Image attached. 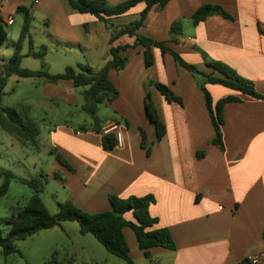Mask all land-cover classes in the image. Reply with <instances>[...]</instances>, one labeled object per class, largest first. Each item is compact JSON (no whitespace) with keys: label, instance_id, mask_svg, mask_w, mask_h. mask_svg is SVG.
<instances>
[{"label":"crops","instance_id":"0c3cea01","mask_svg":"<svg viewBox=\"0 0 264 264\" xmlns=\"http://www.w3.org/2000/svg\"><path fill=\"white\" fill-rule=\"evenodd\" d=\"M105 1L117 6L127 0ZM0 4L1 17L7 22L12 16L13 24L17 17L24 21L19 8H28L32 20L39 19L53 42L79 50L78 55L84 58L81 64L99 70L109 61L110 28L97 17L74 10L69 0H0ZM205 5L222 7L233 20L212 14L195 26L193 15ZM145 8L140 2L109 22L114 27L130 24ZM176 22L182 24L183 34L172 42L171 26ZM139 34L168 42L201 72L218 75L208 62L224 63L264 95V0H171L165 8L149 12ZM134 43L135 38L126 35L113 45ZM32 52L25 51L24 58L33 57L28 55ZM152 52L153 66H146L140 46L126 52L129 61L123 71L110 73L119 96L103 104L108 113L100 119L99 108L98 117L101 130L112 122L119 123L122 145L105 150L103 134L92 129L91 120L77 126L69 121L45 125L47 149L55 158L48 178L63 188L62 202L70 200L88 213L111 210V195L122 199L153 197L150 214L159 220L156 227L170 231L176 249L155 247L147 258L135 232L125 227L134 264H243L251 254H264V100L207 83L171 54L156 48ZM151 82L167 86L182 102L168 101ZM202 84L214 103L229 96L239 98L223 110V149L214 143L216 133ZM37 85L40 95L27 98L31 107L50 103L79 107L84 103L70 81L54 84L37 80ZM148 93L166 127L161 140L148 117ZM81 126L87 129L81 131ZM53 150L60 152L74 170L59 163ZM56 174L60 178H55ZM125 218L136 221L131 212ZM67 223L72 222L48 233L66 236L75 254L87 252L85 264H123L98 240L99 244L90 238L93 236L81 234L80 226Z\"/></svg>","mask_w":264,"mask_h":264},{"label":"trees","instance_id":"16d2710c","mask_svg":"<svg viewBox=\"0 0 264 264\" xmlns=\"http://www.w3.org/2000/svg\"><path fill=\"white\" fill-rule=\"evenodd\" d=\"M72 8L82 14H91L100 21L106 23L111 30V47L109 50V61L99 70L89 65L79 64L77 67H67L63 73L52 74L45 67L34 71L22 68L23 46L26 41L32 45L31 24L32 17L29 15V9L20 7L19 13L24 15V21L21 28L20 36L14 46V52L11 58L0 65V127L3 131L16 137L22 146L36 153L41 151L39 136L41 128L39 123L30 117L29 108L17 109L13 107H4L2 102L6 95L5 90L8 79L13 76L21 78H34L42 80L46 83L58 84L70 81L83 97L84 103L81 110L87 113L92 121V129L98 133H102L101 125L98 117L99 108L105 103H111L118 98L119 92L114 83L110 79L111 71L121 72L128 65L129 56L126 52L129 49L137 47L144 48L145 63L147 67L154 64L153 48L159 49L163 54H171L176 62L188 69L194 75H201L206 78V82L210 84H218L238 91L244 95L251 96L256 99L264 100V95L260 94L252 82L240 77L237 72L228 65L220 62H208L215 74H207L201 72L196 66L187 63L175 50H173L168 42L155 41L149 37L139 34L144 27L147 16L153 8L163 9L171 0H127L117 6H110L105 0H69ZM144 2L146 8L141 12L139 18L130 24L114 27L109 20L119 17L127 13L138 3ZM1 12V4H0ZM218 14L226 19L233 20L232 16L222 7L217 5H205L199 8L193 15V24L199 25L205 21L209 15ZM7 22L3 20L0 14V46L8 39V33L5 30ZM172 42L177 41L176 36L183 34V26L180 22H176L171 26ZM135 38L133 45H117L113 44L123 36ZM47 47L43 46L42 52H32L28 54L33 57H44ZM165 98L170 101L181 103V99L176 97L171 90L156 82H151ZM205 93L206 104L210 113L212 123L215 129L216 137L214 143L219 148H224L222 126L224 124V107L231 102L239 101L236 96H229L217 103H214L210 93L205 86L201 85ZM148 117L152 125L156 129L157 139L161 140L166 134V127L159 119L157 109L147 94ZM86 126H81L80 130H86ZM143 140L145 135L143 133ZM102 145L105 150H114L118 143L115 135L112 133L103 135ZM56 159L63 166L71 171L74 169L60 152L53 150ZM5 178V182L0 189V198L7 195L11 180H18L29 185L34 194L19 208L17 213L8 220L7 229L0 228V248L3 255L7 258L16 253H20L17 243L33 237L43 230L52 229L66 222H77L80 225V233L83 235L94 236L106 250L126 261L128 264H134L130 255V250L126 238L124 236V228L130 227L136 234L140 249L144 251L147 258H151L150 250L155 247H162L168 250H175L176 243L167 228L156 227L159 223L158 218L153 217L149 211V204L154 202L151 196L145 198L131 197L122 199L116 195L110 196L111 210L102 213H88L78 208L72 201L67 200L59 204V210L56 214H51L40 197L45 189L44 182L35 179L28 181L20 178L13 172H0V177ZM48 177V175H46ZM55 178H60L55 175ZM133 213L135 222L128 221L125 218L127 213ZM55 256L40 264H58ZM245 264V262H243Z\"/></svg>","mask_w":264,"mask_h":264},{"label":"rangeland","instance_id":"374dc122","mask_svg":"<svg viewBox=\"0 0 264 264\" xmlns=\"http://www.w3.org/2000/svg\"><path fill=\"white\" fill-rule=\"evenodd\" d=\"M22 25L23 21L20 17L16 18L15 24L4 25L5 30L8 33V40L2 47H0V65L7 62L13 55L14 46L19 38ZM31 25L33 43L31 45L27 42L22 54L25 51L28 52L30 49L36 53L42 52L43 46H46L48 49L45 56L42 58H23L24 61L22 60V68L42 69L45 67L49 72L63 73L66 69V65L77 67L84 62V58L78 55L79 50L76 48L53 42L52 38L48 35L49 32L47 28L39 21V19L33 17ZM37 80L39 79H26L16 75L11 76L8 79V84L5 90L6 95L4 96L2 106L17 109L29 108L30 117L35 119L41 128L42 135L39 136L41 151L36 153L25 148L16 137L3 131L0 127V172H13L20 178L28 181L38 179L46 183L44 191L40 193V197L44 201L49 212L51 214H56L59 210V204L64 200L65 193L55 179H49L46 177V175L52 171V163L55 158L47 149L48 133L45 129V125L52 126L57 122L69 121L77 126L89 123L91 119L87 113L81 110L82 105L79 107H69L63 103H59L58 106H53V104L49 102L52 105L47 104L40 107H37L36 105L34 107L29 106L27 98L34 95L38 96L41 92L40 87L37 85ZM41 102L42 101H39V103ZM100 110L99 116L100 119L103 120V117L108 113V110L103 105L100 106ZM4 182L5 178L3 176L0 177V189ZM33 194L34 191L29 185L18 180L10 181L7 195L0 198L1 229H7L8 220L17 213L19 208ZM67 224V226H80L77 222ZM48 232L54 231H50V229L43 230L31 238L18 242L17 247L20 253H16L9 258H6L3 255L2 249L0 248V264H40L46 262L52 256L57 258L59 262L58 264H85V257H88L87 252L81 251L78 254H75L72 243L66 236L49 235ZM90 238L94 241L97 240L94 236ZM95 242L97 243V241ZM56 243H58L59 246L52 249ZM102 250L103 252H107L105 249ZM105 254L109 253L107 252ZM22 255H25L24 259ZM26 256L29 257V261L26 260ZM116 260L120 259L116 258ZM121 262L126 264L124 263L125 261L121 260Z\"/></svg>","mask_w":264,"mask_h":264},{"label":"built area","instance_id":"2783aa9c","mask_svg":"<svg viewBox=\"0 0 264 264\" xmlns=\"http://www.w3.org/2000/svg\"><path fill=\"white\" fill-rule=\"evenodd\" d=\"M14 23V18L11 16L7 20L8 25H12ZM112 133L115 135L118 145H122V133L120 130V125L118 122H112L109 126L102 130V134ZM245 264H264V254H251L245 260Z\"/></svg>","mask_w":264,"mask_h":264}]
</instances>
